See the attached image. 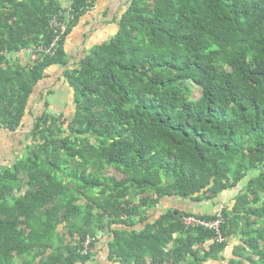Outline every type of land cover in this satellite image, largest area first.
<instances>
[{"label": "trees", "instance_id": "trees-1", "mask_svg": "<svg viewBox=\"0 0 264 264\" xmlns=\"http://www.w3.org/2000/svg\"><path fill=\"white\" fill-rule=\"evenodd\" d=\"M94 1L0 0V127H19L46 67L66 60L62 45L36 63L12 54ZM118 27L66 71L67 127L43 113L0 167V264H264V0H131ZM242 181L219 215L157 210L168 196L216 204ZM186 216L221 218L223 239ZM99 234L112 263L94 261Z\"/></svg>", "mask_w": 264, "mask_h": 264}, {"label": "crops", "instance_id": "crops-1", "mask_svg": "<svg viewBox=\"0 0 264 264\" xmlns=\"http://www.w3.org/2000/svg\"><path fill=\"white\" fill-rule=\"evenodd\" d=\"M130 1L95 0L94 5L72 25L62 44L66 60L46 67L43 77L34 85L29 95L19 127L15 130L0 127V167L11 164L17 155L23 153L25 146L31 141L33 124L43 113L60 117L64 126L68 124L76 111V91L70 85L66 71L77 68L81 58L88 54L93 46L107 41L118 31V20ZM11 58H16L22 65L28 61L27 56L22 54H14L10 60ZM232 189L226 191L230 192ZM237 193H232L229 203L232 204ZM193 202L168 196L161 199L157 210L162 212L171 207H178L193 212ZM215 209L216 207L211 211L208 209L194 213H214Z\"/></svg>", "mask_w": 264, "mask_h": 264}, {"label": "built area", "instance_id": "built-area-1", "mask_svg": "<svg viewBox=\"0 0 264 264\" xmlns=\"http://www.w3.org/2000/svg\"><path fill=\"white\" fill-rule=\"evenodd\" d=\"M73 20H74V15L71 13L70 9L64 8L58 10V12L54 14L49 20L48 30L50 33V41L48 42V44L46 45L38 44L30 47H23L18 51H16V53L14 54H18V55L22 54L27 56L28 61L31 63L33 62L36 63L45 58H51L55 56L60 46L62 45ZM14 54H12V56ZM222 207L220 206V208L217 210L218 215ZM183 222L187 225L192 223H197L204 227L214 229L216 233L219 234L218 239L219 240L223 239L220 236V231H219V224L221 222V218H217L213 220H204V219L202 220L195 218L194 216H186L183 217ZM88 248H89V239L87 238L84 243L83 252H86Z\"/></svg>", "mask_w": 264, "mask_h": 264}, {"label": "rangeland", "instance_id": "rangeland-1", "mask_svg": "<svg viewBox=\"0 0 264 264\" xmlns=\"http://www.w3.org/2000/svg\"><path fill=\"white\" fill-rule=\"evenodd\" d=\"M192 90H193V96L197 97L199 95V93H200L199 89L196 88V87H193ZM65 127H67V125ZM107 171H109V173H114L115 175H117V173L114 172V169H112V168H108ZM247 179H248V177H246L243 181H246ZM243 181L240 182L236 187H234L230 192H228L226 190L223 191L216 198L217 204H215V205L211 204L209 202H207L209 204H205L202 201L201 202H193L191 204L192 211L193 212H204V211H207L208 209H210V211H211L214 207H216L215 211H217L220 208V206L222 207L224 205H231V203H229L230 199L232 198V196L236 192H238L241 189L242 184L244 183ZM232 193H233V195H232ZM59 229H60V233H64V234L66 233L64 228L61 227ZM107 240H108L107 234H99L96 246L93 248V251L95 253L94 254V261L111 262L107 258V245H106V241ZM233 243H236V241H233ZM230 246H232V244ZM114 264H121V263H114Z\"/></svg>", "mask_w": 264, "mask_h": 264}]
</instances>
